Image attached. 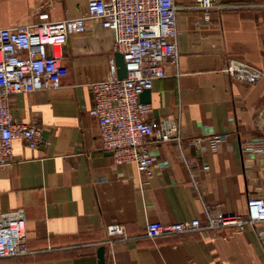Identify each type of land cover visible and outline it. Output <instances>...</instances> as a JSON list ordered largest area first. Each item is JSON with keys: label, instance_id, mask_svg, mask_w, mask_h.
Returning <instances> with one entry per match:
<instances>
[{"label": "crops", "instance_id": "crops-1", "mask_svg": "<svg viewBox=\"0 0 264 264\" xmlns=\"http://www.w3.org/2000/svg\"><path fill=\"white\" fill-rule=\"evenodd\" d=\"M177 59L150 90L147 120H175L184 140H149L153 173L142 179L133 163L118 165L99 144L90 85L114 60L113 34L87 22L62 50L61 86L11 97L15 120L36 122L35 149L13 144L14 162L0 170V213L19 211L29 252L0 264H264L257 228L233 227L150 240V222L197 219L207 210L246 215L249 197H264V0H218L208 22L193 0H175ZM87 0H0V28L76 18ZM230 59L262 72L253 85L229 78ZM224 135L216 147L189 138ZM120 225L125 239L109 240ZM264 227V226H261Z\"/></svg>", "mask_w": 264, "mask_h": 264}, {"label": "built area", "instance_id": "built-area-1", "mask_svg": "<svg viewBox=\"0 0 264 264\" xmlns=\"http://www.w3.org/2000/svg\"><path fill=\"white\" fill-rule=\"evenodd\" d=\"M218 0H193L208 22L210 10ZM175 0H87L85 12L71 19L51 21L40 14L30 26L0 28V170L14 162L13 144L22 142L35 149L42 142V128L36 122L15 120L11 97L18 94L56 90L61 86L62 50L72 34L87 29V22L98 24L113 34V53L119 52L126 65L127 76L119 80L112 59L105 77L90 85L93 106L89 115L97 121L99 144L110 153L116 164L133 163L144 180L153 173L149 140L157 143H181L179 124L165 119L157 124L147 120L151 107L140 102L139 95L151 90L165 76L167 63L177 59ZM229 78L247 85L262 77L258 68L234 59L222 70ZM225 139L224 135L189 138L192 146L207 144L210 148ZM264 197L246 200V215L206 212L205 224L197 219L163 224L150 222L144 236L150 240L192 232L203 227L220 230L233 227L244 231L257 228L264 242ZM109 240L125 239L120 225L106 228ZM29 252L24 231V218L19 211L0 213V259L22 256Z\"/></svg>", "mask_w": 264, "mask_h": 264}, {"label": "water", "instance_id": "water-1", "mask_svg": "<svg viewBox=\"0 0 264 264\" xmlns=\"http://www.w3.org/2000/svg\"><path fill=\"white\" fill-rule=\"evenodd\" d=\"M114 65L116 67V75L119 80L126 78L127 71L126 65L123 60V56L121 53H114ZM150 90H145L139 95L140 102L149 103L150 99ZM104 247H100L97 250L98 264L104 263Z\"/></svg>", "mask_w": 264, "mask_h": 264}]
</instances>
